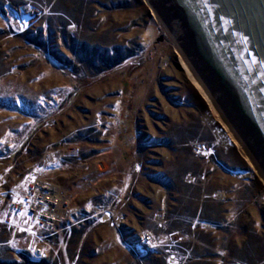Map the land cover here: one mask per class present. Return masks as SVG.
Wrapping results in <instances>:
<instances>
[{
    "label": "rangeland",
    "instance_id": "1",
    "mask_svg": "<svg viewBox=\"0 0 264 264\" xmlns=\"http://www.w3.org/2000/svg\"><path fill=\"white\" fill-rule=\"evenodd\" d=\"M214 107L145 0H0V264H264V179ZM36 163L72 212L15 230Z\"/></svg>",
    "mask_w": 264,
    "mask_h": 264
},
{
    "label": "water",
    "instance_id": "2",
    "mask_svg": "<svg viewBox=\"0 0 264 264\" xmlns=\"http://www.w3.org/2000/svg\"><path fill=\"white\" fill-rule=\"evenodd\" d=\"M264 179V0H145Z\"/></svg>",
    "mask_w": 264,
    "mask_h": 264
},
{
    "label": "built area",
    "instance_id": "3",
    "mask_svg": "<svg viewBox=\"0 0 264 264\" xmlns=\"http://www.w3.org/2000/svg\"><path fill=\"white\" fill-rule=\"evenodd\" d=\"M36 164L27 170L22 179L15 180L14 184L4 191L10 196L5 221L14 223L15 230L20 225L16 218L21 217V213L29 217L30 228L37 225L44 229H52L57 222L72 212L70 209H62L63 195L60 187L44 178L39 173L41 164ZM142 236L139 247L147 245V241L153 242V236L150 233L146 232ZM29 249L34 255H40L43 252L39 245H30Z\"/></svg>",
    "mask_w": 264,
    "mask_h": 264
},
{
    "label": "bare ground",
    "instance_id": "4",
    "mask_svg": "<svg viewBox=\"0 0 264 264\" xmlns=\"http://www.w3.org/2000/svg\"><path fill=\"white\" fill-rule=\"evenodd\" d=\"M27 20V19H26ZM29 21V20H28ZM178 55H179V59H180V61H181V64H182V66L184 67V69L186 70V72H187V74H188V76H189V78L193 81V83L196 85V87L202 92V94L206 97V99L208 100V102H210V104H211V106L213 107V108H215L214 107V105H212V102H214L213 100H212V98L210 97V95L208 94V92H207V90L205 89V87L203 86V84L199 81V79L194 75V73L190 70V68L187 66V64H186V62L184 61V59H183V57H182V55L180 54V52L178 51ZM216 106V105H215ZM221 115V114H220ZM222 116V115H221ZM222 119H223V117H222ZM224 120V119H223ZM225 121V120H224ZM226 122V121H225ZM227 124V123H226ZM226 124H224V126H225V128L228 130V132L230 133V135H231V137L233 138V141L235 142V143H237L240 147L242 146L241 144H240V142L238 141V139H237V137L234 135V133H232V130L231 129H229L230 127H228ZM233 135L236 137H233ZM243 147V146H242ZM251 161V160H250ZM252 162V161H251ZM252 164H253V162H252ZM254 165V164H253ZM202 226V225H201Z\"/></svg>",
    "mask_w": 264,
    "mask_h": 264
},
{
    "label": "snow or ice",
    "instance_id": "5",
    "mask_svg": "<svg viewBox=\"0 0 264 264\" xmlns=\"http://www.w3.org/2000/svg\"><path fill=\"white\" fill-rule=\"evenodd\" d=\"M27 26H28L27 23H24L23 27H27ZM21 30H22V29H21ZM0 143H3V141L0 140ZM21 215H25V213H21ZM0 223H2V222H0Z\"/></svg>",
    "mask_w": 264,
    "mask_h": 264
},
{
    "label": "trees",
    "instance_id": "6",
    "mask_svg": "<svg viewBox=\"0 0 264 264\" xmlns=\"http://www.w3.org/2000/svg\"><path fill=\"white\" fill-rule=\"evenodd\" d=\"M28 258V257H27Z\"/></svg>",
    "mask_w": 264,
    "mask_h": 264
}]
</instances>
